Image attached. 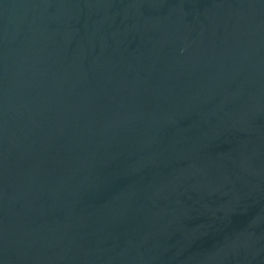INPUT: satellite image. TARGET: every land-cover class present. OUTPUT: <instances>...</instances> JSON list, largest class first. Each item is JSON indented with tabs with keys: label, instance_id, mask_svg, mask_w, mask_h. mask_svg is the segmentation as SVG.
I'll return each instance as SVG.
<instances>
[{
	"label": "water",
	"instance_id": "water-1",
	"mask_svg": "<svg viewBox=\"0 0 264 264\" xmlns=\"http://www.w3.org/2000/svg\"><path fill=\"white\" fill-rule=\"evenodd\" d=\"M0 264H264V0H0Z\"/></svg>",
	"mask_w": 264,
	"mask_h": 264
}]
</instances>
